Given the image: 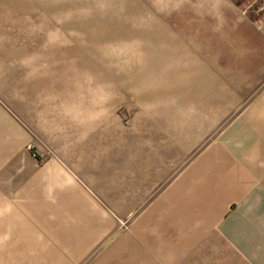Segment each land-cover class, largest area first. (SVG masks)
Listing matches in <instances>:
<instances>
[{"label":"rangeland","instance_id":"1","mask_svg":"<svg viewBox=\"0 0 264 264\" xmlns=\"http://www.w3.org/2000/svg\"><path fill=\"white\" fill-rule=\"evenodd\" d=\"M260 4L0 0V264H91L127 230L130 211L108 207L131 192L132 125L189 120L225 91L228 52ZM251 234L261 241L204 244L187 262L264 264V226Z\"/></svg>","mask_w":264,"mask_h":264},{"label":"crops","instance_id":"2","mask_svg":"<svg viewBox=\"0 0 264 264\" xmlns=\"http://www.w3.org/2000/svg\"><path fill=\"white\" fill-rule=\"evenodd\" d=\"M248 24L249 41L228 52L225 91L195 101L189 120L179 110L132 125L131 192L115 190L108 207L130 211V224L91 264H188L204 244L244 249L261 241L251 228L264 226V4ZM216 79L212 73L213 88ZM107 225L85 235L83 247Z\"/></svg>","mask_w":264,"mask_h":264}]
</instances>
